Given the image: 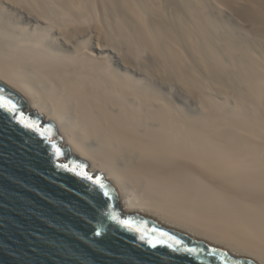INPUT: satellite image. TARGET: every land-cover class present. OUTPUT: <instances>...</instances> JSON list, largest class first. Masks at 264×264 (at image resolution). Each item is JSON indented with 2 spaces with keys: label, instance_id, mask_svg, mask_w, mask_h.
Returning <instances> with one entry per match:
<instances>
[{
  "label": "bare ground",
  "instance_id": "obj_1",
  "mask_svg": "<svg viewBox=\"0 0 264 264\" xmlns=\"http://www.w3.org/2000/svg\"><path fill=\"white\" fill-rule=\"evenodd\" d=\"M246 2L0 0V81L132 209L264 262V0Z\"/></svg>",
  "mask_w": 264,
  "mask_h": 264
},
{
  "label": "water",
  "instance_id": "obj_2",
  "mask_svg": "<svg viewBox=\"0 0 264 264\" xmlns=\"http://www.w3.org/2000/svg\"><path fill=\"white\" fill-rule=\"evenodd\" d=\"M0 97L16 108H0V264H264L159 212L135 211L110 175L69 155L60 123L1 81Z\"/></svg>",
  "mask_w": 264,
  "mask_h": 264
},
{
  "label": "snow or ice",
  "instance_id": "obj_3",
  "mask_svg": "<svg viewBox=\"0 0 264 264\" xmlns=\"http://www.w3.org/2000/svg\"><path fill=\"white\" fill-rule=\"evenodd\" d=\"M0 108H5V109L12 111V112L16 111L15 105H11V102L4 99L3 97H0ZM26 126L27 127H33V125L27 124V123H26ZM84 176H85V178H87L89 180L93 179L92 177L88 176L86 172L84 173ZM95 182L98 185V187H100L101 189H103L105 187V185L103 184V182L101 180H96ZM105 195H107V193H105ZM153 246H155V245H153ZM189 251H191V250H189Z\"/></svg>",
  "mask_w": 264,
  "mask_h": 264
},
{
  "label": "rangeland",
  "instance_id": "obj_4",
  "mask_svg": "<svg viewBox=\"0 0 264 264\" xmlns=\"http://www.w3.org/2000/svg\"><path fill=\"white\" fill-rule=\"evenodd\" d=\"M232 3L235 4L236 7L244 6L246 5V0H232ZM244 26V31L251 32L252 34H255V32L258 30V28L253 25L250 22H243ZM71 155V154H70Z\"/></svg>",
  "mask_w": 264,
  "mask_h": 264
}]
</instances>
